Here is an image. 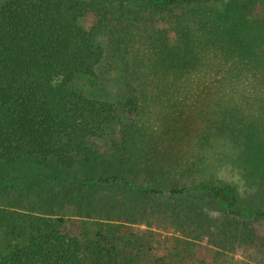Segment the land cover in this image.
Here are the masks:
<instances>
[{
    "label": "trees",
    "instance_id": "1",
    "mask_svg": "<svg viewBox=\"0 0 264 264\" xmlns=\"http://www.w3.org/2000/svg\"><path fill=\"white\" fill-rule=\"evenodd\" d=\"M104 141L121 173H90ZM1 164L80 187L124 183L202 215L203 203L228 222L227 240L255 242L252 225H264V0L4 1ZM227 167L237 182L222 177ZM132 172L148 182L132 184ZM0 219L11 240L0 244V264H111L100 222L75 235L64 218Z\"/></svg>",
    "mask_w": 264,
    "mask_h": 264
},
{
    "label": "rangeland",
    "instance_id": "2",
    "mask_svg": "<svg viewBox=\"0 0 264 264\" xmlns=\"http://www.w3.org/2000/svg\"><path fill=\"white\" fill-rule=\"evenodd\" d=\"M4 1L0 0V5ZM145 11L148 14L150 8ZM117 76L118 73L113 74V78ZM116 89H109L110 100L118 99ZM110 146L106 141L97 143L99 160L90 173H121V165L112 160ZM227 169L222 177L236 181L237 174L233 175L230 167ZM127 177L136 185L148 182L142 174L132 172ZM188 208L185 200L145 197L124 183L80 187L70 182L46 181V174L27 166L0 165V218H64L65 231L75 235L83 230L82 222H100L103 235L115 248L111 264H264V250L259 246V239H264L263 224L252 225L255 242L240 238L229 241L223 236L228 222L221 214L203 203V215L200 207L192 212ZM0 244L4 250L11 244L1 227Z\"/></svg>",
    "mask_w": 264,
    "mask_h": 264
}]
</instances>
